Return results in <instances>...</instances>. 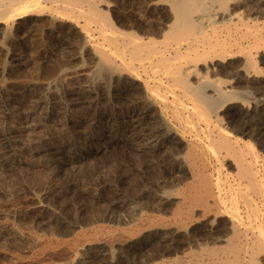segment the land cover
<instances>
[{"label": "rangeland", "instance_id": "rangeland-1", "mask_svg": "<svg viewBox=\"0 0 264 264\" xmlns=\"http://www.w3.org/2000/svg\"><path fill=\"white\" fill-rule=\"evenodd\" d=\"M112 1L95 0L94 2L98 3L97 5L99 8H103L100 10L114 21L119 31H131L132 33L139 34L141 36L146 35L148 31H156L155 33H157L160 22L162 21L161 19H164L168 13L166 9H161L159 10L160 12L157 13L156 11L149 10L146 7L147 0L146 2L145 0L144 2L143 0H131L132 2L135 1V3H132L129 0V3L127 1L128 4L125 3L129 5L126 6V8L129 9L124 8L125 6L122 5L121 0ZM137 2H139V4ZM43 3L47 6L50 5L49 2L48 4L47 2ZM132 4L137 5L134 7ZM138 8L140 11H138ZM132 9H137V11H132ZM52 11L46 9L41 14L24 16L21 17L22 19L16 18L15 21L9 20L4 24L0 23V264H81L79 262V257L85 251V246L81 247L79 244H77V246L75 245L76 247L74 248V253H69L64 246H66L69 242V244H76L75 234L76 232H79V230L81 231V229H86V232H91L90 230L93 229V225L88 223L92 222L95 215L98 214L99 209L105 208L110 204H114V207L121 205L119 204L121 201H119L118 198L122 197L123 205L130 202L132 199H135V197H137L140 193L150 195L152 192L153 194H155V192L157 194H166L168 190V192L172 193V195H175L174 193L178 192V190H186L191 183H198L197 179L200 175L207 176L213 183L220 179L221 182L223 181V186L229 187V185L235 184L233 175L236 173V168L232 165V161L230 160L231 158H226L224 161L225 167H221L219 162L214 160V157L210 152L211 149L208 147V141L205 140L207 131L204 128L205 125L201 118L208 113L207 111L204 112L201 109V112L204 113L203 116H199L201 112L198 108V112L200 113H195V115H197L195 116L194 113L190 112H195L197 109H192L191 107L189 111H184L183 115H185V118L182 119L181 124L177 119L174 117L170 118L169 116V119L172 120L167 127L172 128L177 125L180 130L178 129L177 134L169 133V135L166 136V140H164L166 146H163L164 149L161 150L162 153H159L160 157L159 155L155 157L157 159H155L156 162L159 161L158 163L161 161L163 163L164 161L166 162V170L164 169L165 172L163 174L161 172L163 169L160 170L159 167L156 166L157 163L155 160H152L154 159L153 156L149 157V155L145 152L138 150L132 141L126 140L120 132L121 124L119 122V117H121L127 109L138 101L155 102L152 109L155 112L160 113V109L156 105L157 102L150 92L145 89L142 78H140L141 80L139 78H130V74H128L129 72L127 73L126 69L124 70V68L120 65V59H117L113 64L115 66H119L121 73L119 74L120 76H114L115 78L113 77L110 81V100L105 101V99L103 100V97H99L98 93L106 92L104 82H108L109 79L103 75L104 71L101 69L103 68L104 63L100 53L96 51V47L101 46L103 50H106H104L105 52H112L111 50H113V47L109 45V42L103 34L104 32H101L104 31L103 29L106 30L105 33L108 31L111 33L114 32L112 26L106 23L105 26L108 27L104 26L105 28L102 27L103 29H100L99 31L97 28H101V26L96 23L94 24V22L90 24V20L85 17H83L84 19L77 17L79 19L75 22V18H67V16L62 15L57 11L53 13ZM124 13L126 14L123 15ZM154 13H156V18L154 17ZM158 13L160 15L162 13L163 15L160 17ZM152 16L154 19H152ZM123 17H125V19H123ZM149 22L151 23L149 24L150 26L147 24ZM156 23L158 24V28ZM144 29L148 31L145 32L143 31ZM103 38L106 39L104 42L102 41ZM106 46L108 47L106 48ZM107 50L110 51L108 52ZM22 55L24 58H21L23 57ZM127 57L129 58L130 55L128 54ZM11 61L13 63H11ZM22 61L23 63H21ZM239 61L238 59L232 60V62L236 63ZM117 63L119 65H117ZM257 64L259 68L262 69V79L260 77L257 78L254 83L255 86L254 84L252 85L253 88L251 85V88L249 86H246L249 88H244L245 86H242L243 89L238 87L237 89H241H239L240 92L237 90L236 93L239 97L242 96L240 97L241 99L243 98L244 100L245 98V103L248 102L247 105L250 107L251 112L253 113L252 116L255 117V121L260 118V121L264 123V57L262 59H258ZM135 66L137 67L138 64L135 63ZM96 71L101 75L98 76ZM103 76L106 78V81L102 80L104 79ZM96 77L97 81L95 80ZM99 77L101 78V82ZM222 78L228 79L229 77L222 76ZM130 79H132V81ZM103 83L104 85H102ZM115 84H117V86H115ZM164 89L165 88L161 89V93L163 92L164 96L169 95V100L172 99V91L169 89L166 91ZM114 93H118L119 96H116ZM142 93L144 96L141 95ZM243 93L244 97L241 95ZM139 94L140 98L137 97ZM133 95L134 98L132 99ZM117 99L120 100L118 101ZM185 103L188 107L191 106L190 102L187 100ZM154 107L157 109L155 110ZM167 112L171 113L170 110ZM243 112L244 108L240 102L228 104L224 110L219 112L221 116V128L227 132L229 140L234 143L237 150L240 147H243L246 150V144L253 143L258 153L264 157V140H261L259 136L256 138V134H250L246 131L244 132L241 128V120L239 119ZM237 115L239 118H236ZM92 118H94L93 121ZM32 123H37L38 125L41 124L42 126L39 125L37 127L38 129L36 128L34 131L29 129V131L23 134L20 133L21 129L24 128V125ZM238 124H240V126ZM197 128L199 129V136L195 137ZM166 131L169 132V130ZM43 132H45V136L43 135L45 139L42 144L45 145L41 144L40 146H35L32 142H29V139L33 138V135L40 134L39 136H42ZM203 133L204 136H202ZM49 138L51 141H49ZM47 139L49 142H47ZM46 144L64 145L63 152L57 156L59 158H61V156L64 157L67 151H75V155L79 157L75 167L68 166L67 170H65V168L64 170L55 169L53 163L48 160L46 151L43 149V146H48ZM175 146L176 148H174ZM165 147H169V149ZM170 147L173 150H171ZM192 147L194 150H192ZM136 149L137 152H133L136 151ZM167 150L170 151V154H168ZM176 150H178L177 154L175 152ZM164 151H166L168 155L164 153ZM190 151L193 152V155ZM183 155L186 156V159L182 158L184 157ZM188 155L190 157H188ZM195 155L196 157L199 156V160L196 159ZM132 156H135L134 161ZM141 156L143 157V160L140 159ZM151 157L152 159L150 160L149 158ZM175 157H177L179 161L183 159V167L178 174L181 175L179 176L180 180L177 179L178 177L176 178L177 174H175L176 180L173 177L168 178L170 175H167V173H175ZM202 157L204 158L202 159ZM13 160L14 162H12ZM192 160L194 161L193 163ZM17 163L19 164L17 165ZM202 164L204 165L202 166ZM152 165L155 166L153 167ZM189 165L191 169H195L193 173L191 172L193 170L189 168ZM151 167H153V170L156 168V171H152ZM216 168H218L217 172ZM155 173L156 175L158 174V176L153 178V175L151 174ZM164 174L166 177H163ZM194 174H197V177ZM230 179L231 181H228ZM165 181L168 184H165ZM170 183L171 185H169ZM159 185L162 187H159ZM139 186L141 187L139 188ZM159 188L162 190H159ZM233 191H230L229 195L233 194ZM116 200L117 203H115ZM117 210V214H119L122 219H128L125 213V208H118ZM110 213L111 214H109V216L111 217L115 214L113 212ZM163 215L167 217L169 214ZM196 217L197 218H195V220L188 222L187 226L182 229L184 232L181 231L180 233H175L173 227H169V229L165 231L153 229L151 230L152 232L149 231L145 236L141 237L142 239L140 238V241L137 242L138 244L134 243V245L128 242L119 241L109 245L106 243L107 241L104 240L106 238L104 236L106 235H100V240L97 239L96 241L94 240V242L92 241L91 245L98 248L99 246L101 247V244L103 243L102 247L111 252L109 253L107 251L108 257L110 258L109 255H112L115 259H117V264H153L158 260L165 262V264H179L174 261L175 258L178 259H175L176 261L186 262L189 260L191 264H197L195 262L196 259L191 256L192 253L196 252L205 255L207 253L205 251H208V248L211 249L214 247L216 248L217 246L219 247L222 243H218L219 245L217 243L213 244L214 241L208 237L205 229L208 225L207 217H204L203 215L200 216V214ZM221 218L220 219L222 221L219 219L221 223L226 222L228 219L224 216ZM202 227L204 229H202ZM162 232L164 234L166 233V239L168 240V243L170 242L172 245H169L170 247L167 251H160V254V248L158 247L157 241L159 240V234ZM205 232L206 235L204 234ZM169 234L171 238L169 237ZM30 236H35L34 238L36 239L33 237L30 238ZM198 236H201V239ZM202 237H205V239ZM178 238H180V241ZM37 239L39 241L41 239L42 241L45 239V242H39ZM60 239L63 240L61 241ZM51 240L52 243L50 245L49 243ZM194 242L195 244H193ZM43 243L46 245L43 246ZM61 247L66 250V252ZM156 247L158 251L155 249ZM205 247L208 248L206 249ZM189 249L190 251H188ZM202 249L204 252L201 251ZM60 250H63L62 253ZM133 250L135 254L130 257V253L132 254ZM148 251L152 256H154L153 258H151L152 256L148 253ZM169 251L172 253L170 254ZM166 252H169V254ZM51 253L52 255L53 253L56 255L54 254L53 256H50ZM79 253L81 254L79 255ZM136 253H138L139 256ZM57 254H59L58 257ZM72 254L77 255L74 256ZM165 254L168 255L166 256ZM229 255V258H233L232 261H226V263L222 264L237 263L235 261V256L231 253ZM256 256V264H264V250L260 251ZM260 256L262 259H258ZM55 258L56 260H54ZM57 258L60 259L58 260ZM150 258L151 260L148 261ZM73 259L75 262L72 261ZM170 259H172L174 263H171L173 261ZM205 259L208 260L207 257H205ZM164 260H168V262ZM57 261H59V263ZM89 264L98 263L92 262Z\"/></svg>", "mask_w": 264, "mask_h": 264}, {"label": "bare ground", "instance_id": "bare-ground-1", "mask_svg": "<svg viewBox=\"0 0 264 264\" xmlns=\"http://www.w3.org/2000/svg\"><path fill=\"white\" fill-rule=\"evenodd\" d=\"M94 1L92 0H0V23L4 24L5 22H8L9 20L15 21L16 18L18 19L24 16H30V15L33 16L35 14H41L46 9H49L51 11L53 10L52 13L57 11L58 13L64 16H67V18L68 17H71V19L75 18V22L76 20L79 19L77 17H81L82 19H84L83 17H85L88 20H90L89 21L90 24L94 22V24L96 23L100 25L101 28H97L99 31L100 29L102 30L103 28L108 27V26H105L106 23L110 24L114 32L111 33L108 31L109 33L108 32L105 33L106 31L105 29H103L104 31H101V32L102 33L104 32L103 34L105 35V38L109 42V45L113 47V50H111L112 52H109L110 50L109 51L107 50L109 52L107 53L105 52L106 51L105 49L104 51L101 48V46L96 47V51L100 53V56L103 59L104 64H103V68L101 69L102 71H104L103 75H105L106 78L108 77L109 79V81L107 82L106 78L103 76L104 79L102 80H105L106 82H104L105 85L104 83L102 85H104L106 92L98 93L99 97H103V100L105 99V101L110 100V96H109V91H110L109 84L111 83L110 81L113 79L114 76L115 77L120 76L119 74L121 73V69L119 68V66H115L113 64L116 62L117 59H120L121 61L120 65L124 68V70L126 69L127 73L129 72L128 74H130L129 75L130 78L131 77L139 78V79L142 78L145 89L150 92V94L153 96V98L157 102L156 105L160 109L159 110L160 113L155 112L152 109V106L155 104V102H152V101H147V102L138 101V102H135L133 105L130 104L132 106L129 109H127L126 112L123 115H121V117L117 116L120 118L119 122L121 124V128L120 127L119 128H120L121 135L124 138H126V140L132 141L136 145L137 149L140 150L141 152L142 151L145 152L147 155H149V157L153 156L154 159H152V157L149 159L150 160L152 159L154 161L156 159L155 157H157L159 153H162L161 150L164 149L163 146H166L164 143V140H166V136L169 135V133H172V134L178 133L179 127L177 125L173 126L172 128L167 127L168 124L171 123V120H172V119H169V116L170 118L174 117L181 124L182 119L185 118V115H183L184 111L185 112L189 111L191 107L192 109L194 108L197 109V111L195 110V112H190V113H194V115L195 113L199 114L201 112V109L204 112L207 111L208 113H206L204 117L201 118L205 125V127L204 126L203 127L207 131L206 133L207 139L205 138V140L208 141L206 142L208 143L209 149H211L210 152L212 156L214 157V160L216 162H219L221 167L223 168L225 167L224 161L226 160V158L228 159L231 158L230 160L232 161V165L235 166L236 168V171H235L236 173L235 175H233L235 184L229 185V187L223 186V183H222L223 181L221 182L220 179L218 178H217L218 180H216V182L213 183L207 176L200 175L198 176V179H197L198 183H191L190 185L188 184L189 186L184 191L177 189L178 192H175L176 191L175 190L174 191L175 195H172V193L168 192V190H167L168 193L166 192V194H161V193L157 194L156 192L155 194H153L151 190L152 192L151 195L146 194V193H140L137 197H135V199H132L130 202H127L128 201L127 200L126 201L127 203L123 205H122L123 203L122 197L118 198V200L121 201V203H119L121 205L117 204L118 206L114 207V204H110L106 206L105 208H100L98 214L95 215L92 222L88 223V224L93 225L92 226L93 229L90 230L91 232H86L85 231L86 229L85 230L81 229V231L79 230V232H76L75 234L76 241L75 240L74 241L76 242V244H72V243L69 244L70 243L69 242L64 247L67 249L69 253H74V250H75L74 248L77 246V244L81 245V247L85 246V249H84L85 251L82 253L80 257L78 256L79 262L81 264H89L92 262L93 263L97 262L98 264H117V259H115L112 255H109L110 258L108 257V254H107L108 250L102 247L103 243L101 244V247L99 246L97 248L96 246L91 245L92 241L94 242V240L96 241L97 239H99L100 235H106L104 236L106 237L104 240H106L107 241L106 243L109 245H112L114 242H118V241L128 242L134 245V243H137L140 241L141 237L145 236L147 232L153 229H159V230L165 231L169 229V227H173L175 233H180L181 231H183L182 229H184L187 226L188 222L195 220V218H197L196 216L200 214V216L203 215L204 217H207L208 227L206 226L205 229L208 234V237L214 241L213 244L222 243V245H220L219 247L217 246L216 248L215 247L211 248V249H209L208 248L209 246H208L207 247L208 251H205L207 252L205 255L201 253L191 252L192 253L191 256H193L196 259L195 262L197 264H214V263L222 264V263H226V261L230 262L233 259V258L232 259L229 258L230 253L235 256V261L237 262L236 264H256V261H257L256 255H258L260 251L264 250V157H262L258 153L253 143H249V144L244 143L246 144V146L245 145L244 146L247 149L245 150L243 147H240L237 150L236 149L237 147L234 146V143H232L229 140L227 132L221 128V116L219 112L224 110V108L228 106V104L240 102V104L244 108V112L242 113L239 119L241 120L240 121L241 126H242L241 128L244 130V132L246 131L250 134H256V138L257 136H259L261 140H264V123L260 121V118L259 120L257 119V121H255L254 119L255 117L252 116L253 113L251 112L250 107L247 105L248 102L245 103L244 101L245 98L244 100L243 98L241 99L240 97L242 96L239 97L236 93L237 90L241 88L243 89L242 86H245L244 88H249L250 85L252 86L256 82L257 78L259 77L261 78L262 69L259 68L257 63H258V59L260 58L262 59L264 57V0H147L146 7L149 10L156 11L157 13V12H160L159 10L161 9H166L168 13H167V16L164 14L166 17L164 19L163 18L161 19L162 21L160 22L159 28H158V24L156 23L157 28H158L157 33H155L156 31L149 32L148 30L144 29L143 31L145 32L148 31V33H146V35L144 36H141L139 34H135V33H132L131 31H126V30L120 29L121 31H119L114 21L110 17H108L107 14L103 13L101 11L103 8L102 7H101L102 9L99 8V6L97 5L98 3H95ZM111 1L112 0H110V2ZM127 1L129 3V0H121L122 5L125 6L124 8H126V6H129L127 5L128 4ZM43 2H47V4L49 2L50 5L48 6L46 4L44 5ZM133 2L135 3V1ZM139 2L137 3L139 4ZM136 5H134V7ZM126 9H129V8H126ZM140 9H141V6H140ZM140 9L138 11H140ZM132 11H137V9L136 10L132 9ZM156 13H154V17L156 16L155 15ZM125 14L126 13H124L123 15ZM56 15H59V14H56ZM162 15L163 14L161 13L160 17ZM125 17H123V19H125ZM152 19H154L153 16H152ZM147 24L149 25L151 23L149 22ZM106 39L103 38L102 41L104 42V40ZM107 47L108 46H106V48ZM128 54L130 55L129 58L127 57ZM21 58H24V56ZM234 59H238V61L239 60L240 61L238 63L232 62V60ZM11 63L13 62L11 61ZM21 63H23V61ZM135 63L138 64L137 67L135 66ZM117 65L119 64L117 63ZM96 66H97V63H96ZM96 73L98 76L101 75V74H98L97 71ZM222 76L223 77L227 76L229 78L224 79L222 78ZM96 79L97 77L95 78V80ZM130 80L132 81V79ZM100 82H101V78H100ZM117 84H115V86H117ZM246 86H249V87H246ZM238 87H241V88L237 89ZM162 88H165L164 90L166 91L167 89L172 91L171 93L173 94L172 99L169 100L168 99L169 95L164 96L163 92L161 93ZM143 93L141 95H143ZM115 95L117 96L118 93ZM134 95L132 99L134 98ZM241 95H243L244 97V93ZM139 96L140 94L137 97L140 98ZM117 100L119 101L120 99H117ZM186 100L190 102L191 104L190 107L186 105L185 103ZM198 108L200 112H198L199 111ZM156 109L157 108H155V110ZM168 110H170L172 114L168 113L167 112ZM204 112H201L199 116L200 115L203 116ZM168 114H171V115H168ZM236 118H239L238 115ZM93 119L94 118H92V121ZM39 125L37 123L24 125V128L21 129L20 133L23 134L29 131V129L30 130L32 129V131H34ZM238 125L240 126V124ZM166 130H169V132ZM196 130L197 131L195 133V137H198L199 129L197 128ZM44 133L45 132H43L42 136H39L40 134L33 135L32 136L33 138L29 139V142H32L35 146H40L43 143V140L45 139ZM202 136H204V133ZM49 141H51L50 138H49ZM49 141L47 139V142ZM233 141H236V140H233ZM196 142H192V143H196ZM42 145H45V144H42ZM46 145L48 146L46 147L43 146V149L46 151L48 160L51 161L53 165L55 166V169L64 170L65 168V170H67L68 166L75 167L76 163L78 162V158H79L77 155H75L74 153L75 151L74 152L67 151L66 153L64 152L65 156L64 157L61 156V158H59L57 156L58 154L63 152L64 145H53V144H46ZM174 148H176V146ZM137 149L136 151H133V152H137ZM167 149H169V147ZM171 150L173 149L171 148ZM192 150H194L193 147H192ZM177 151L178 150L175 151L176 154H177ZM169 152L170 151H168V154H170ZM164 153H166V151H164ZM186 153L189 154L188 152ZM192 153L193 152H191V154ZM190 156L188 155V157ZM132 157L134 161L135 156H132ZM185 157L186 156L182 158L184 159ZM142 158L143 157L141 156L140 159ZM198 158L199 156L196 157L197 160H199ZM203 158L204 157H202V159ZM183 159L179 161L177 157L174 158V163L176 162L175 173H172V174L167 173V175H170V177L168 178H171V177L175 178V174H177L176 178L178 177L177 179H179V176L181 175H178V174L183 167L182 166ZM12 162H14V160ZM158 162H156L157 163L156 166L159 167L160 170L163 169L161 171L163 174L166 170L165 169L166 162L165 161L164 163L162 161L160 163ZM193 162L194 161L192 160V163ZM18 164L19 163H17V165ZM185 164H188V163H185ZM203 165L204 164H202V166ZM209 165H212V164H209ZM153 167H151L152 171H156V168L155 170H153ZM189 168L191 169L190 165H189ZM201 169H204V168H201ZM194 171L195 169L191 172L193 173ZM217 171H218V168H216V172ZM197 174H194V175H196L197 177ZM151 175H153V178L155 176H158V174L156 175V173L151 174ZM163 177H166L165 174ZM191 178L193 179V177ZM228 181H231V179ZM171 183L169 185H171ZM165 184H168V183H166L165 181ZM140 187L141 186H139V188ZM159 187H162V186L159 185ZM160 189L161 188H159V190ZM230 191H233L232 192L233 194L229 195ZM115 203H117V200ZM116 208L117 209L125 208V213L128 219L127 220L122 219L119 216V214H117L118 210ZM110 212L115 213L113 217L109 216V214H111ZM163 214H169V215H167L166 217ZM223 216L227 217L228 219L226 222L221 223L220 220L222 219L221 217ZM202 229L204 228L202 227ZM206 232L204 233L205 235H206ZM165 234L162 232L161 234H159L160 236L158 235L159 240L157 242H158V247L160 248L159 253L160 251H164V252L165 250L167 251V249H169L170 247L169 245H172V243L171 244L170 242L168 243V240L166 239L167 236ZM31 237L33 236H30V238ZM169 237H170V234H169ZM198 237H200L201 239V236H198ZM202 238L205 239V237H202ZM178 239L180 241V238ZM44 240L42 241L41 239L40 241L45 242ZM60 240L62 241L63 239H60ZM65 240H64V243H65ZM104 240L102 241L105 242ZM37 241L39 240L37 239ZM51 243H52V240L49 244L51 245ZM193 244H195V242ZM45 245L46 244L43 243V246ZM175 248H176V245H175ZM155 249H157V247ZM54 250L52 251L55 252ZM57 251H58V247H57ZM64 251L66 252V250ZM188 251H190V249ZM201 251L204 252L203 249ZM169 252H166V253L169 254ZM171 253L172 252H170V254ZM54 254L55 253H53V255ZM80 254L81 253H79V255ZM134 254L135 252L133 250V253L132 254L130 253V257H132ZM168 254H165V255L167 256ZM51 255L52 253L50 254V256ZM58 255L59 254H57V257ZM153 257L154 256H152L151 258ZM205 257H207L208 260H206ZM151 258L148 259V261L151 260ZM260 258L262 259L261 256L258 257V259ZM175 259L174 261L179 264H191L189 260L188 261L185 260L186 262L184 261L180 262V261H176L178 259L176 260ZM54 260H56V258ZM146 260H147V257H146ZM168 260H164V261L168 262ZM68 261H69V258H68ZM72 261H74V259ZM174 261L173 262L170 261V262L174 263ZM57 262L59 263V261ZM153 264H165V262L158 260V261H155Z\"/></svg>", "mask_w": 264, "mask_h": 264}]
</instances>
